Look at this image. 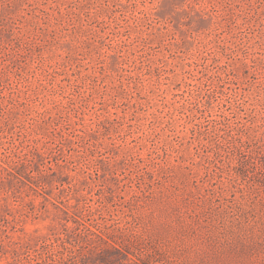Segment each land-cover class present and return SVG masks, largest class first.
Masks as SVG:
<instances>
[{
  "label": "rangeland",
  "instance_id": "obj_1",
  "mask_svg": "<svg viewBox=\"0 0 264 264\" xmlns=\"http://www.w3.org/2000/svg\"><path fill=\"white\" fill-rule=\"evenodd\" d=\"M0 264H264V0H0Z\"/></svg>",
  "mask_w": 264,
  "mask_h": 264
},
{
  "label": "trees",
  "instance_id": "obj_2",
  "mask_svg": "<svg viewBox=\"0 0 264 264\" xmlns=\"http://www.w3.org/2000/svg\"><path fill=\"white\" fill-rule=\"evenodd\" d=\"M84 228H85V230L89 231V232L92 233V234L99 235V234H97L96 231H93L89 226H87V225H85V224H84ZM101 238H103V237H101ZM105 241H106V240H105ZM113 241H115V240H113ZM115 243H117V242H115ZM118 243H119V242H118ZM46 246H47L46 244H43V245H42V247H46ZM35 251H39V249H36Z\"/></svg>",
  "mask_w": 264,
  "mask_h": 264
}]
</instances>
